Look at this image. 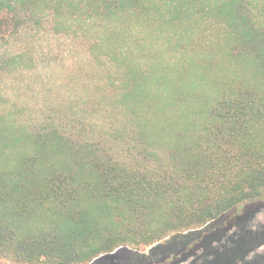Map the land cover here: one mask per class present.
<instances>
[{"label":"trees","instance_id":"1","mask_svg":"<svg viewBox=\"0 0 264 264\" xmlns=\"http://www.w3.org/2000/svg\"><path fill=\"white\" fill-rule=\"evenodd\" d=\"M29 21L105 61L86 111L109 108L101 131L78 109L0 115L1 262L238 264L264 243L246 233L264 201V0H0V36Z\"/></svg>","mask_w":264,"mask_h":264},{"label":"rangeland","instance_id":"2","mask_svg":"<svg viewBox=\"0 0 264 264\" xmlns=\"http://www.w3.org/2000/svg\"><path fill=\"white\" fill-rule=\"evenodd\" d=\"M87 51L83 41L56 32L46 22L38 25L29 21L18 31L0 36V115L10 123L26 126L71 125L78 109L90 130L101 131L98 123L106 118L103 113L109 104L102 102L95 108L98 112L88 114L86 102L90 92L97 91V98L102 95L101 85L107 82L106 63L91 61ZM117 147L122 149L119 144ZM261 206L246 227L248 235L259 236L264 230V201ZM232 241L229 236L221 244L231 247ZM149 249L139 251L147 253ZM199 253L181 264H202ZM238 264H264V243Z\"/></svg>","mask_w":264,"mask_h":264}]
</instances>
